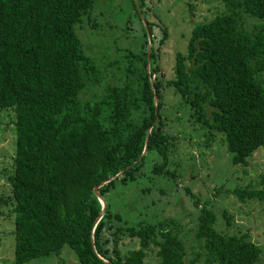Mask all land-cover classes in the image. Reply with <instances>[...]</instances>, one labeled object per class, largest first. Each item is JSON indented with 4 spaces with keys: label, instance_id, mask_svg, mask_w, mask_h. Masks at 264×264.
<instances>
[{
    "label": "trees",
    "instance_id": "obj_1",
    "mask_svg": "<svg viewBox=\"0 0 264 264\" xmlns=\"http://www.w3.org/2000/svg\"><path fill=\"white\" fill-rule=\"evenodd\" d=\"M130 1L139 18L144 0H137L139 9ZM223 2V11L191 27L185 51L174 54L172 78L163 80L157 49L164 27L151 37L154 23L145 19L148 70L143 24L136 51L97 62L82 52L74 31L92 0H0V107L14 111L10 194L1 200L12 216L13 264L58 253L63 245L80 264H143L149 245L156 247L158 264H184L176 219L123 226L103 196L117 181L141 174L149 150L160 156L152 172L176 177L167 165L174 136L162 125L165 89L178 100L176 110L184 114L186 107L184 118L206 131V142L221 135L231 163L247 164L264 148V0ZM244 17L260 20L249 27ZM86 88L92 93L82 99ZM120 170L97 187L105 201L97 219L93 186ZM184 192L197 212L201 264H254L261 249L249 234L222 231L208 201ZM230 192L264 205V188L243 185ZM122 234L137 238V247L120 252Z\"/></svg>",
    "mask_w": 264,
    "mask_h": 264
},
{
    "label": "rangeland",
    "instance_id": "obj_2",
    "mask_svg": "<svg viewBox=\"0 0 264 264\" xmlns=\"http://www.w3.org/2000/svg\"><path fill=\"white\" fill-rule=\"evenodd\" d=\"M141 8L143 19L154 23L151 37H156L161 27L165 28L166 37L157 49L159 70L165 80L172 78L174 54L185 51L191 27L223 11L224 2L144 0ZM244 19L249 27L260 20L254 17ZM141 24L142 18L140 14L138 18L130 0H92L89 11L74 24V31L82 52L98 62L130 50L136 51L142 40ZM88 92L92 93L91 89H82V99L89 95ZM171 94V91L164 90L161 113L165 117L164 131L174 136L167 165L176 172V177L152 172L151 166L160 161V156L155 150L147 151L141 174L125 183L117 181L105 192L103 197L111 212L120 214L122 220L117 222L123 226L155 222L171 216L179 223L177 234L184 247V264H201L202 246L194 237L197 212L191 197L184 192L188 188L200 200L208 201L217 218L215 226L226 233L246 231L261 249L254 264H264V205L257 199L240 201L230 192L231 188L243 185L264 188V148L254 150L247 164L231 163L230 152L226 150L221 135L216 133L211 141L206 142V131L203 132L189 117L184 118L186 107L184 114L183 109L176 110L179 102ZM13 121V109L0 107V264H13L12 216L7 212L8 202L1 200L10 194ZM223 211L227 220L222 216ZM120 240L118 247L122 253L138 245L137 238L126 234H122ZM196 251L200 253L195 259ZM155 252L156 247L149 245L143 264H158ZM20 264L80 263L74 251L63 245L58 253L38 255Z\"/></svg>",
    "mask_w": 264,
    "mask_h": 264
},
{
    "label": "water",
    "instance_id": "obj_3",
    "mask_svg": "<svg viewBox=\"0 0 264 264\" xmlns=\"http://www.w3.org/2000/svg\"><path fill=\"white\" fill-rule=\"evenodd\" d=\"M134 3H135V5L137 6V9H139L137 0H134ZM140 16H141V18H142L143 26L145 27V32H146V35H147V43H146V69L148 70V68H149V57H150V56H149V53H150L149 31H148L147 26H146L147 23H146V21L143 19L141 13H140ZM151 80H152V79L150 78V81H151ZM152 88H153V87H152ZM153 102H154V111H155V113H156V94H155L154 90H153ZM156 118H157V116L155 115L153 122H155ZM148 129H149V128H148ZM147 133H148V132H146V134H145V138H144V147H143V149H142V151H141L140 154H143V153L145 152V150H146V145H145V144H146V142H147ZM121 172H122V170L118 171V172L115 173L114 175H112V176H110V177H108V178H106V179L100 181L97 185L93 186V192H94V194L96 195L98 201L100 202V211H99V214H98V216H97V219L102 215V213H103V211H104V209H105V201H104L103 197L99 194V192H98V190H97V187H98L99 185H102V184L108 182L109 180H112V179L118 177V176L121 174ZM90 238H91V242H92V237H90Z\"/></svg>",
    "mask_w": 264,
    "mask_h": 264
}]
</instances>
